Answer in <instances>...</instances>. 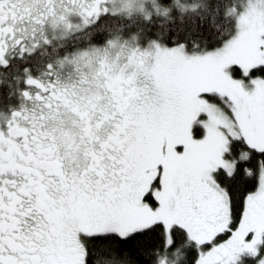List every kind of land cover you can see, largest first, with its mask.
Listing matches in <instances>:
<instances>
[{
	"label": "snow or ice",
	"instance_id": "6c2138e0",
	"mask_svg": "<svg viewBox=\"0 0 264 264\" xmlns=\"http://www.w3.org/2000/svg\"><path fill=\"white\" fill-rule=\"evenodd\" d=\"M0 264H264V0H0Z\"/></svg>",
	"mask_w": 264,
	"mask_h": 264
}]
</instances>
